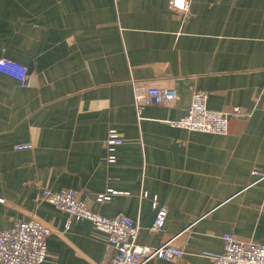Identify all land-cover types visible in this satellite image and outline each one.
I'll return each instance as SVG.
<instances>
[{"label": "crops", "instance_id": "1", "mask_svg": "<svg viewBox=\"0 0 264 264\" xmlns=\"http://www.w3.org/2000/svg\"><path fill=\"white\" fill-rule=\"evenodd\" d=\"M171 1L0 0V57L29 71L25 85L0 72V231L46 221V264H106L110 253L106 233L68 225L45 187L128 215L140 244L184 250L145 264H215L226 233L264 243V0H189L185 12ZM149 85L179 99L140 113L135 93ZM196 89L211 109L245 114H230L224 134L172 125ZM110 129L124 139L115 162Z\"/></svg>", "mask_w": 264, "mask_h": 264}, {"label": "built area", "instance_id": "2", "mask_svg": "<svg viewBox=\"0 0 264 264\" xmlns=\"http://www.w3.org/2000/svg\"><path fill=\"white\" fill-rule=\"evenodd\" d=\"M174 9L187 11L189 0H172ZM0 72L17 78L22 85L29 79L28 67L8 57H0ZM138 110L150 103H174L176 90L171 87L149 85L139 88L135 93ZM230 114H245L239 106L232 113L214 110L208 106V93L196 89L193 92L188 112L181 118L171 121L174 126L185 127L192 131L224 134L229 130ZM115 129H110L107 138L108 161L117 160L115 146L123 142ZM112 189L98 193L96 200L103 202ZM42 198L69 213L68 225L72 219L91 220L94 225L106 233L109 259L106 264H145L155 257L177 259L183 256L184 250L172 239L159 246L152 247L140 244L137 239L140 226L128 215L118 213L104 215L93 210L80 198L79 191L73 188L53 190L45 187ZM1 200H4L0 198ZM157 199L154 198L156 203ZM157 205V204H156ZM167 207L158 206L153 221V229H161L166 220ZM53 227L41 218L19 220L12 227L0 231V264H46L48 253L47 237ZM225 249L222 253L212 254L215 264H264V243L253 240H240L233 233L223 236Z\"/></svg>", "mask_w": 264, "mask_h": 264}, {"label": "water", "instance_id": "3", "mask_svg": "<svg viewBox=\"0 0 264 264\" xmlns=\"http://www.w3.org/2000/svg\"><path fill=\"white\" fill-rule=\"evenodd\" d=\"M181 11V10H180ZM176 90V89H175ZM193 92H194V90H193ZM193 92H192V95H193ZM179 99V93H178V91L176 90V101Z\"/></svg>", "mask_w": 264, "mask_h": 264}]
</instances>
